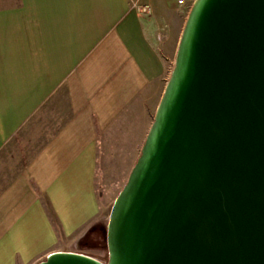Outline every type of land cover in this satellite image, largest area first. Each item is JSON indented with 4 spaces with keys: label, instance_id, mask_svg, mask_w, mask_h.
<instances>
[{
    "label": "crops",
    "instance_id": "1",
    "mask_svg": "<svg viewBox=\"0 0 264 264\" xmlns=\"http://www.w3.org/2000/svg\"><path fill=\"white\" fill-rule=\"evenodd\" d=\"M140 3L0 0V264L81 252L106 225L98 189L135 163L188 13Z\"/></svg>",
    "mask_w": 264,
    "mask_h": 264
},
{
    "label": "water",
    "instance_id": "2",
    "mask_svg": "<svg viewBox=\"0 0 264 264\" xmlns=\"http://www.w3.org/2000/svg\"><path fill=\"white\" fill-rule=\"evenodd\" d=\"M105 240L35 264H264V0L193 1Z\"/></svg>",
    "mask_w": 264,
    "mask_h": 264
},
{
    "label": "rangeland",
    "instance_id": "3",
    "mask_svg": "<svg viewBox=\"0 0 264 264\" xmlns=\"http://www.w3.org/2000/svg\"><path fill=\"white\" fill-rule=\"evenodd\" d=\"M180 15H181L180 24H181V27H183L182 25H184V23H185L187 14L184 12L183 9H180ZM127 175L128 174H122L121 171L119 173L117 172V173L113 174V177L116 180L113 181L112 184L110 183L109 188H104V186L99 187L98 191H100L102 193L105 192V196L110 203L107 210H110V206L112 204V201L114 200L118 191L121 189L122 184L125 183V182L123 183V180L126 179ZM86 242H87V245H82L85 243L78 242L77 243V249L90 254L91 256L97 258L98 260H100L102 262H105L107 259V250H106V240L103 236V233L101 231H97L96 233L90 234L86 238Z\"/></svg>",
    "mask_w": 264,
    "mask_h": 264
},
{
    "label": "built area",
    "instance_id": "4",
    "mask_svg": "<svg viewBox=\"0 0 264 264\" xmlns=\"http://www.w3.org/2000/svg\"><path fill=\"white\" fill-rule=\"evenodd\" d=\"M193 1L194 0H174L175 4L178 7L184 8L187 12L189 11ZM131 5L138 12H141V13L149 12V6L147 4L140 3V0H131Z\"/></svg>",
    "mask_w": 264,
    "mask_h": 264
},
{
    "label": "trees",
    "instance_id": "5",
    "mask_svg": "<svg viewBox=\"0 0 264 264\" xmlns=\"http://www.w3.org/2000/svg\"><path fill=\"white\" fill-rule=\"evenodd\" d=\"M93 228H94V229H93V231H91V232L96 233L97 231H101V232L103 233L104 238H105V226H103V225H98V226H94ZM89 235H90V234H89ZM89 235L87 234L86 236H84L83 238H81L79 242H80V243H85V244H82V245H87L86 238H87ZM81 253H84V254L90 255V254H88V253H86V252H84V251H81ZM90 256H91V255H90Z\"/></svg>",
    "mask_w": 264,
    "mask_h": 264
}]
</instances>
